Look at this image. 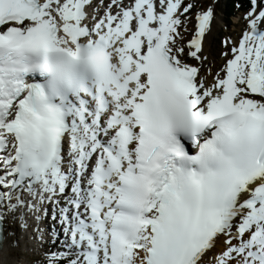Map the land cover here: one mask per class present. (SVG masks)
<instances>
[{
	"label": "snow or ice",
	"instance_id": "6c2138e0",
	"mask_svg": "<svg viewBox=\"0 0 264 264\" xmlns=\"http://www.w3.org/2000/svg\"><path fill=\"white\" fill-rule=\"evenodd\" d=\"M212 19L0 0V246L11 222L34 264H264V0L218 65Z\"/></svg>",
	"mask_w": 264,
	"mask_h": 264
},
{
	"label": "rangeland",
	"instance_id": "374dc122",
	"mask_svg": "<svg viewBox=\"0 0 264 264\" xmlns=\"http://www.w3.org/2000/svg\"><path fill=\"white\" fill-rule=\"evenodd\" d=\"M198 7H207L208 5L213 6V19L211 23H213V39L208 46L209 53L213 63L211 65H218L220 62V53L224 50L223 41L226 38H230L231 40L235 41L238 37L240 32L244 27V21L242 19L243 9L240 7L239 9L234 4L233 15L230 19V22L227 19L225 12L227 11L228 6L230 5V1L227 0H194ZM22 232V230H21ZM20 253L15 255V259L17 264H24V258L21 259V245ZM33 260V264H34Z\"/></svg>",
	"mask_w": 264,
	"mask_h": 264
},
{
	"label": "bare ground",
	"instance_id": "6f19581e",
	"mask_svg": "<svg viewBox=\"0 0 264 264\" xmlns=\"http://www.w3.org/2000/svg\"><path fill=\"white\" fill-rule=\"evenodd\" d=\"M213 23H211L210 26V31L206 34L205 38H204V55L207 57V62L209 65H211L213 63L210 53H209V47L212 39H213ZM6 228L8 230L14 231L16 233L15 238L18 240V247L13 248L11 247V237H6V241L4 244V248L0 251V264H17L16 259H15V255L17 253H19L20 251V247L19 244L21 242V238L23 237L22 232L20 231V228L15 225L12 224L11 222H9L8 224H6Z\"/></svg>",
	"mask_w": 264,
	"mask_h": 264
},
{
	"label": "trees",
	"instance_id": "16d2710c",
	"mask_svg": "<svg viewBox=\"0 0 264 264\" xmlns=\"http://www.w3.org/2000/svg\"><path fill=\"white\" fill-rule=\"evenodd\" d=\"M230 1V5L227 8V11L225 12L227 16L228 21L230 22L231 16L233 15V9H234V4H241L242 8H246L247 7V0H227Z\"/></svg>",
	"mask_w": 264,
	"mask_h": 264
}]
</instances>
